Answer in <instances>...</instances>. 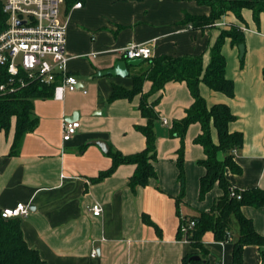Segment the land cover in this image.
Here are the masks:
<instances>
[{
  "label": "crops",
  "instance_id": "0c3cea01",
  "mask_svg": "<svg viewBox=\"0 0 264 264\" xmlns=\"http://www.w3.org/2000/svg\"><path fill=\"white\" fill-rule=\"evenodd\" d=\"M81 1L80 7L62 2L59 14L67 26L68 70L79 79L80 87L66 90L63 99L55 98L54 92L35 99L37 124L24 135L15 153V119L8 133L0 129V210L19 203L30 207L28 215L20 217L23 234L47 264H182L186 254L198 250L184 235L179 236L182 215L210 209L223 193L216 183L205 199H198L200 178L206 172L199 163L206 152L194 141L202 132L201 124L192 123L186 133V192L179 206V136H158L157 177L150 178L149 184L132 190L128 182L136 165L131 163L119 165L99 180V173L112 165L110 149L131 154L146 146L145 135L136 129L147 120L138 109L141 95L111 102L109 98L115 84L132 88L133 75L147 61L129 66L127 76L97 74L127 59L122 50L132 42L150 46L152 57L203 55L206 68L221 31L233 24L242 27L243 58L231 38L222 47L226 76L235 83V95L211 90L204 82L200 90L208 106L226 103L232 107L236 119L229 123V130L244 133L243 146L235 150L242 172L226 169L227 179L241 190L264 188V12L260 24L253 11L245 8L244 21L227 12L216 20L222 24L198 29L184 22L186 13L210 14L211 7L197 0ZM151 86L146 80L143 90ZM190 91L184 81H169L164 90L151 96L153 101L162 94L157 105L162 126L169 129L173 121L186 116L194 101ZM71 120H79L80 126L70 140H64V123ZM212 135L217 143L214 126ZM97 139L106 141L109 150L95 143ZM96 202L103 207L100 215L90 210ZM242 210L264 235V206L244 205ZM144 214L153 222L145 221ZM238 235L236 224L232 241L221 243L207 231L203 237L209 251L207 264H233ZM243 264H264L258 245L243 247Z\"/></svg>",
  "mask_w": 264,
  "mask_h": 264
},
{
  "label": "trees",
  "instance_id": "16d2710c",
  "mask_svg": "<svg viewBox=\"0 0 264 264\" xmlns=\"http://www.w3.org/2000/svg\"><path fill=\"white\" fill-rule=\"evenodd\" d=\"M67 3L78 0H65ZM200 4L211 7L209 15H191L186 13L184 22L190 23L194 28L210 27L227 12H233L240 20L244 21L242 11L245 8L253 11V18L260 24L261 14L264 12V0H197ZM8 14L4 11L3 2L0 0V32L7 26ZM231 38L234 45L245 42L244 29L233 24L229 29L222 30L211 50V60L204 68L203 55H187L173 57L163 55L151 57L143 62H148L149 68L142 73L133 75V86L128 89L117 84L114 85L109 102L119 98L133 99L141 95L138 109L146 118L145 124L136 125L146 137L144 149L124 154L115 149L109 150L112 165L102 170L97 176L101 180L111 174L124 163L136 165L134 173L129 178V186L136 191L138 186L149 184L152 177H157L155 161L157 160L158 125L161 122L157 105L161 100L160 94L155 100L149 101L150 96L164 90L169 81H184L187 83L194 101L187 109V114L181 119L173 121L169 128V135L181 139L178 150L177 166L179 168L178 180L181 193L177 197V205L186 192L185 172V137L189 126L199 122L202 132L194 139L201 144L206 152V157L199 160L206 172L200 178V197L205 195L216 183L223 189L222 195L216 197L208 210H202L196 215H182L181 225L190 220H195V225L188 230L185 237L198 249L194 253L186 254L182 264H207L208 249L204 245L203 237L207 231H212L215 240L222 242L232 241L234 225L239 229V235L235 240L233 252V264H243V247L249 244L258 245L264 256V235L254 226L253 219L246 216L242 210L244 205L255 207L264 206V188L255 187L239 189L233 186L226 176V169L233 173H241L242 167L235 159V150L243 146L244 133L242 131H230L229 123L236 119V115L226 103H216L208 106L205 97L201 94L200 83H206L211 90L221 91L229 97L235 95V83L226 76L227 60L222 52L226 38ZM21 79L27 85L21 86ZM152 82L148 93L143 92L144 82ZM4 84L6 89H1ZM15 90L10 91L11 87ZM53 94V86L42 85L30 80L21 72L17 76H11L6 69L0 71V129L6 133L16 121L15 137L12 145V153L21 143L24 135L33 130L37 124V117L33 112L34 101L37 98H46ZM218 133L219 141L213 140L212 127ZM222 154V156H221ZM240 195V198H238ZM180 212V210H179ZM144 220L153 222L149 215L144 214ZM20 217L5 218L0 210V264H47L36 248L29 246L25 240ZM179 230V236L183 233ZM194 254L201 256L200 260H193Z\"/></svg>",
  "mask_w": 264,
  "mask_h": 264
},
{
  "label": "built area",
  "instance_id": "2783aa9c",
  "mask_svg": "<svg viewBox=\"0 0 264 264\" xmlns=\"http://www.w3.org/2000/svg\"><path fill=\"white\" fill-rule=\"evenodd\" d=\"M1 1L8 19L6 28L0 32V71L6 69L11 76L23 72L32 81L53 86L54 96L58 99H63L66 90H77L80 87L79 79L68 70L67 26L59 20L61 3L65 0ZM82 4L78 0L74 6L80 7ZM215 24L220 25L222 22ZM122 51L127 59L145 60L152 57V48L146 44L132 42ZM20 85L25 86L27 83L21 79ZM1 89H6V86L2 84ZM13 90L15 87L12 86L10 91ZM79 126V120L65 122L64 140H70ZM90 210L94 215H100L103 207L96 202ZM29 211L27 204L19 203L14 207L3 208L1 215L7 219L26 216ZM194 225L193 219L181 225L184 237ZM92 255H97V251L94 250Z\"/></svg>",
  "mask_w": 264,
  "mask_h": 264
},
{
  "label": "water",
  "instance_id": "95a60500",
  "mask_svg": "<svg viewBox=\"0 0 264 264\" xmlns=\"http://www.w3.org/2000/svg\"><path fill=\"white\" fill-rule=\"evenodd\" d=\"M240 52H241V57L243 58L244 53H245V44L241 43L239 44ZM144 61L143 58H135V59H119L116 61L113 67L106 69L105 71L102 70L98 72L97 75H121V76H127L130 74L129 66H137L140 63ZM95 143L99 144L103 150L108 151L109 150V145L106 141L102 139H97L94 140ZM193 260H200L201 256L199 254H194L191 257Z\"/></svg>",
  "mask_w": 264,
  "mask_h": 264
},
{
  "label": "rangeland",
  "instance_id": "374dc122",
  "mask_svg": "<svg viewBox=\"0 0 264 264\" xmlns=\"http://www.w3.org/2000/svg\"><path fill=\"white\" fill-rule=\"evenodd\" d=\"M215 25V24H214ZM213 25V26H214ZM230 30V29H229ZM146 66L143 68V69H141L140 71H138V73H136V74H139V73H142V72H144L145 70H147L148 68H149V64L146 62ZM145 83V82H144ZM151 89V88H150ZM149 89V90H150ZM149 90L148 91H144L143 90V92H145V93H148L149 92ZM152 96V95H151ZM151 96H150V98H151ZM149 101H150V99H149ZM158 135H166V137H169L170 138V135H169V129H168V127H166V126H162L161 124H159L158 125ZM195 167H197V165H195ZM186 181H187V173H186ZM198 199L199 200H203V199H205V197H203V198H201L200 197V191H199V193H198Z\"/></svg>",
  "mask_w": 264,
  "mask_h": 264
}]
</instances>
